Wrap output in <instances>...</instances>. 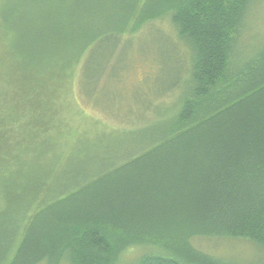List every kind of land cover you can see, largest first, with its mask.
I'll return each mask as SVG.
<instances>
[{
	"label": "trees",
	"instance_id": "16d2710c",
	"mask_svg": "<svg viewBox=\"0 0 264 264\" xmlns=\"http://www.w3.org/2000/svg\"><path fill=\"white\" fill-rule=\"evenodd\" d=\"M90 1L0 0V264H264V42H244L264 0H96L113 15ZM157 21L186 75L130 116L125 147L96 153L98 134L63 127L69 92L98 106L94 51Z\"/></svg>",
	"mask_w": 264,
	"mask_h": 264
},
{
	"label": "rangeland",
	"instance_id": "374dc122",
	"mask_svg": "<svg viewBox=\"0 0 264 264\" xmlns=\"http://www.w3.org/2000/svg\"><path fill=\"white\" fill-rule=\"evenodd\" d=\"M96 2V0L90 1L89 9H93L91 4L95 5L96 8L109 5L106 1L100 2L99 5ZM257 8L259 9V19L257 23L252 22V29L255 32L250 31L247 34L249 39L244 41L248 48V55L255 51L253 49L257 50L258 45L264 42V1L260 2ZM103 12L105 15L115 14L108 7ZM103 21L105 19L101 18V22ZM143 29L141 32L135 33L134 36L136 37L130 42L126 41L125 45L116 48L113 53H111L113 49L111 47L98 48L94 51L95 56L93 58H97L99 64L93 63L94 60H92L93 64L86 66L83 78L88 81L86 87L93 88L97 84L95 95L98 99L96 100L98 106L80 100L79 95L75 93V86L73 93L69 92V97L73 96L74 100L76 98V103L80 107L71 102V107H73L71 113L74 117H71V120L68 118L70 125L63 127L78 128L82 133L84 130V135H90V142L93 141L94 135L98 134L99 138L94 141L98 145L92 149L96 153L100 148L103 149L104 144L100 145V143L106 141L108 143L115 142L120 149L125 147L126 131L133 127L130 116L132 114L148 115L146 112L152 110L150 104L155 102L154 97L164 98L165 96L159 95L164 92L168 93L181 84L183 81L181 78L184 79L186 75L188 67L187 49L178 38L176 39L170 24L166 21H157L152 24L151 28ZM169 35H171L170 38ZM109 56L111 57L109 58ZM103 60L106 61L102 64ZM82 85L84 86V81ZM148 87L152 88L154 96L147 93L146 98H141L140 91L145 92ZM173 100L171 98L169 101L170 107L173 106ZM156 106H158L157 103ZM151 112L153 113V111ZM144 120L142 119L141 122ZM68 140L64 138L61 141L62 144L59 145L61 152H64L70 144H64ZM203 247L215 255H223L234 260L254 258L252 249L243 243L219 242L213 244L204 242Z\"/></svg>",
	"mask_w": 264,
	"mask_h": 264
}]
</instances>
